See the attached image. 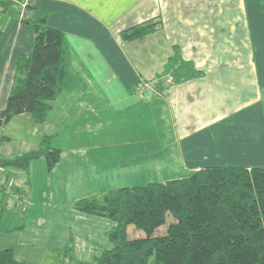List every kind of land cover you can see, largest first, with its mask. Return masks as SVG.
Returning a JSON list of instances; mask_svg holds the SVG:
<instances>
[{"label":"crops","instance_id":"obj_1","mask_svg":"<svg viewBox=\"0 0 264 264\" xmlns=\"http://www.w3.org/2000/svg\"><path fill=\"white\" fill-rule=\"evenodd\" d=\"M43 17L64 35L66 77L44 123L14 116L34 130L18 149L7 150L13 138L0 126V159L35 150L44 135L60 154L51 169L44 157L27 172L0 166V202H15L0 234H17L15 257L30 263L31 249L70 238L82 263L111 248L115 223L75 211L78 199L208 167H264V0H14L0 12V110L17 58L31 50L27 21ZM154 22L143 37L123 38ZM108 73L117 83L102 84ZM104 91L122 95L106 103ZM16 215L23 222L12 226Z\"/></svg>","mask_w":264,"mask_h":264},{"label":"trees","instance_id":"obj_2","mask_svg":"<svg viewBox=\"0 0 264 264\" xmlns=\"http://www.w3.org/2000/svg\"><path fill=\"white\" fill-rule=\"evenodd\" d=\"M13 3L0 0V12ZM27 24L34 33L31 50L17 58L0 126L21 113L44 123L66 77L63 33L44 17ZM155 24L129 28L123 38H141ZM59 154L44 135L35 150L0 159V166L27 172L32 160L44 157L51 169ZM73 209L112 220L106 233L112 247L82 263L70 238L69 246L54 250L62 264H264V167H208L165 182L108 189L76 200ZM130 226L144 236L128 238ZM0 264L29 263L7 248L0 250Z\"/></svg>","mask_w":264,"mask_h":264},{"label":"rangeland","instance_id":"obj_3","mask_svg":"<svg viewBox=\"0 0 264 264\" xmlns=\"http://www.w3.org/2000/svg\"><path fill=\"white\" fill-rule=\"evenodd\" d=\"M104 69H107L105 66H103ZM175 79V76H172ZM171 79V78H169ZM84 80L87 81L88 78L84 77ZM102 80V84H106L110 82V84H115L117 83V79L112 76V74L110 75L109 73L107 75H104L101 77ZM172 81V80H171ZM170 81V83H171ZM148 82V81H146ZM145 80L141 79V81L139 83H146ZM71 83H73V79L71 80ZM138 93V92H137ZM143 93V91H142ZM122 93L121 92H103L102 96L104 98V101L106 103H110L112 101H118L120 100L119 97H121ZM140 95H143L140 93ZM58 109L55 110V112H57ZM54 112V113H55ZM158 127L161 130V132H165L161 129V121H165L167 120L164 116H159L158 115ZM23 118H18V117H14L11 120H9L6 124L3 125H7V126H3L7 128L6 132L7 135L11 136L13 138V141L9 144H5L7 147L8 151H14L16 149H18V139L22 138L23 136H30L31 133L34 131L28 127V124L26 123V121L24 122L23 120H21ZM121 119H119V125H121ZM154 122V121H153ZM116 124V128L119 131V125ZM149 124V120H147L145 122V125ZM34 125V124H33ZM124 126V125H123ZM105 131V130H104ZM5 132V133H6ZM29 132V133H28ZM166 133V132H165ZM165 133H162L165 135ZM167 134V133H166ZM9 169V168H8ZM7 170V169H6ZM9 171V170H7ZM8 189H11V187H8ZM0 197H3L2 195H0ZM4 202H0V215L3 217L6 216L7 213H9V207H12L14 202V198L12 196H10L9 194L4 195L3 198ZM7 206V207H6ZM21 222H23V220L20 221L19 216L16 215L13 221L12 226H14L15 224H20ZM24 224V223H22ZM11 226V227H12ZM163 227H162V231H163ZM12 232V231H11ZM1 233L0 234V249H6L8 248L9 244H13L16 241V236L17 234L13 233ZM157 232H161V231H157ZM140 236H144V232L142 230L136 229L132 226L128 227V234L127 237L128 238H134V237H140ZM32 251H28L26 253L25 258L28 259V261L30 262L29 264H62V255L61 254H57V252L55 251H50V250H46V248H41V247H36L34 249H31ZM19 255H23L20 252H18Z\"/></svg>","mask_w":264,"mask_h":264}]
</instances>
